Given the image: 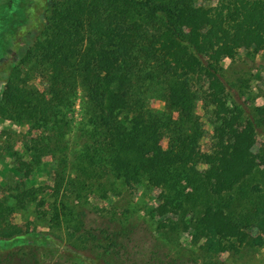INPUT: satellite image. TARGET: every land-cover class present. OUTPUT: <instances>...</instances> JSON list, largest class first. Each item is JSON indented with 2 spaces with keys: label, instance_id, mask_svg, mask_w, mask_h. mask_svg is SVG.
<instances>
[{
  "label": "trees",
  "instance_id": "trees-1",
  "mask_svg": "<svg viewBox=\"0 0 264 264\" xmlns=\"http://www.w3.org/2000/svg\"><path fill=\"white\" fill-rule=\"evenodd\" d=\"M43 7L49 15L26 32L18 64L1 67L0 110L32 126L14 174L26 179L49 158L55 201L39 211L44 187L15 185L13 201L0 209V241L11 247L0 262L31 258L25 245L45 259L56 254L57 235L10 223L4 215L13 212L63 227L81 250L74 252L79 264H190L167 244L178 224L203 240L193 264H219L214 255L262 246L263 236L249 230L264 231V193L245 211L238 205L239 186L264 164L257 144L264 102L244 118L227 97L221 61L240 49L264 50V0H49ZM34 73L42 89L29 84ZM197 76L208 81L201 96ZM198 99L212 127L203 159ZM127 190L140 191L148 215L115 199ZM91 195L109 211L89 218L83 203Z\"/></svg>",
  "mask_w": 264,
  "mask_h": 264
},
{
  "label": "rangeland",
  "instance_id": "rangeland-1",
  "mask_svg": "<svg viewBox=\"0 0 264 264\" xmlns=\"http://www.w3.org/2000/svg\"><path fill=\"white\" fill-rule=\"evenodd\" d=\"M48 5L49 0H0V90L2 89L5 76L1 67L6 66L9 62L18 64L19 54L23 47V38L26 32L28 30L32 32L34 27L39 23L38 19L41 20L49 15V11L45 10L43 7ZM221 65L223 67V80L226 85V93L229 101L238 106L244 118L249 117L253 106L264 102V50L259 49L255 52L247 53L245 50L240 49L234 58L222 59ZM18 67L20 68V66ZM198 78L194 86L197 96L200 95L201 91H203L208 84L207 79L203 76H199ZM29 81L30 85L39 89L43 88L41 76L38 73L32 74ZM80 97L81 90L78 87L76 89V98L73 107V127L75 130L82 118ZM201 104L202 100L198 99L195 106V113L199 117V123L203 134L199 141L203 159V157L205 158V156L209 154L213 141L211 139L212 127L202 111ZM152 105L156 108H161L162 102L154 101ZM3 106L4 103L0 102V107ZM31 128L32 126L29 123H16L11 121L5 116L4 111L0 110V209L3 205H6V203L13 201L10 193L15 185L19 184V182L23 183V181H25L26 184L44 187L45 191L37 195V199H43H41L42 203L39 205V211H46L55 201L53 192L51 194L48 193L53 180L52 172H54L52 160L43 158L45 161L42 159L39 166L33 171L31 170L29 172V177L26 179L20 178L13 172V168L20 163L21 148L24 142L30 137L27 131ZM37 134L38 131H32L33 136ZM163 144L165 145V140H163ZM257 144L264 147V135H257ZM24 160H27V158ZM259 167L260 170H258L253 177L245 178L239 186V188L243 190V194L240 196L241 202L238 205L240 211H245L251 207L252 203L257 202L264 193V190H251V188H254V184H258L264 189V164H259ZM197 169L203 170L206 169V166L204 164H199ZM235 190L231 192L234 193ZM151 193L153 195V197H151L153 203H158L156 192L153 191ZM59 199L60 197L57 201H59ZM115 199H118L119 203L124 204V206L128 204L134 205L135 203L140 209V215L146 216L147 212L142 206L139 190L135 192V194L132 193L131 190H127L123 198L117 197ZM30 207L32 208L33 206L31 205ZM83 207L89 210V218H95L99 217L100 214L108 212L110 204L105 199H100L91 195L88 198V202L83 203ZM4 216L7 221L21 225L23 229H36L39 231L52 232L57 235L55 237L57 245L54 257L45 259L41 257V254L37 250L31 252L32 249L30 250L29 247L25 245L22 249H24V251H29L31 258L29 257L15 264H79V260L74 252L78 251L81 253V250L73 248L71 245L72 238L66 236L63 227L49 228L45 226L47 222L44 219L38 218V215L34 217L30 213H25L24 215L13 212L5 214ZM177 226L176 230L169 233L170 239L167 244L171 248L181 251L185 257L190 260V264H193V260L199 253L203 240L193 233L192 228L184 230L180 224ZM249 232L253 235L260 233L264 238V231L258 232L256 227H252ZM88 247L89 245H87V248ZM10 248L3 245L0 241L1 254L7 252ZM213 259L218 261L219 264H262L264 262V243L262 246H239L238 250L214 255ZM0 264L5 263L0 262Z\"/></svg>",
  "mask_w": 264,
  "mask_h": 264
}]
</instances>
